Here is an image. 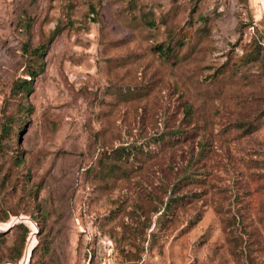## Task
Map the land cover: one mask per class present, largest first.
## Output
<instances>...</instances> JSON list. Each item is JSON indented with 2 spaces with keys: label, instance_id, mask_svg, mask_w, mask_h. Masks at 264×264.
Here are the masks:
<instances>
[{
  "label": "rangeland",
  "instance_id": "obj_1",
  "mask_svg": "<svg viewBox=\"0 0 264 264\" xmlns=\"http://www.w3.org/2000/svg\"><path fill=\"white\" fill-rule=\"evenodd\" d=\"M42 43L25 111L11 87ZM6 116L0 264H264V0H0V134ZM176 126L209 135L207 184L159 228L150 210L197 149L149 142ZM132 144L155 156L104 167Z\"/></svg>",
  "mask_w": 264,
  "mask_h": 264
},
{
  "label": "trees",
  "instance_id": "obj_2",
  "mask_svg": "<svg viewBox=\"0 0 264 264\" xmlns=\"http://www.w3.org/2000/svg\"><path fill=\"white\" fill-rule=\"evenodd\" d=\"M176 44L180 45L182 42H175V43H167L166 45L158 44L155 49H157L160 54H162L164 57L168 58L171 54H173ZM46 49V44L42 43L36 46L32 52L30 53L29 62L27 64V70L26 75L28 77H20L17 80H15L11 87L10 94L13 96H20L22 99L18 102V108H22L25 111H28L30 104H26L28 95L33 91L32 88V81L34 77H36L43 69L44 66V60L43 55ZM256 51L251 52V60H255L257 58ZM183 115L185 116V120L191 121L193 114L195 113V109L193 108V105L191 103H186L183 110ZM237 125L239 128H242V121L237 122ZM12 130V124L10 121V117L6 116L2 128H1V134H0V141L8 136H10ZM249 131V130H248ZM254 130L251 129V133ZM193 134V137L189 136V134ZM209 136L206 134V130H203V132L198 133L194 130H185L184 128H181L179 126L174 127L173 129H168L166 131H162L159 133L157 137H150L151 139L149 142L153 141L159 144V147L165 146L167 143H170L169 146L175 145L177 143H181L183 139H189V138H197L196 144L197 149L194 152H191L186 160V162L183 163L181 166V171L175 176V178L167 184V186L164 188V195L160 198L159 205L157 207H153L150 212H154L153 214H157L156 216V222L158 223V227L161 228L166 220H169L170 217L168 215L173 214V212L176 210V208L184 207L186 204L191 203L194 196L197 197L199 192H196L192 188H189L192 182H198L194 183L197 186L206 185V178L205 176L208 173V170L205 169L203 166L198 165V161L204 159L208 153L210 152V141ZM145 142L144 144H147ZM163 148V147H162ZM153 148L144 149L142 145H135L132 144L129 147L127 146H118L115 150H113L111 153H108L109 155L105 156L104 161V167L106 165L109 166V170L111 172H115L116 170H121L122 168H125L126 173V166L131 165L137 167L139 165L136 161L139 159V156H144V158L152 159L155 155V152L152 150ZM111 159V160H107ZM123 173V172H121ZM188 186V187H186ZM201 189L202 191H205V186ZM150 216V214H149ZM11 217V216H10ZM10 217L8 215H5L3 219L0 221L3 223H7L10 220ZM199 219V218H195ZM195 222V221H194ZM193 220L189 221V224L192 225ZM156 223V224H157ZM17 225L21 226L24 231V235L27 233L28 229L22 224L18 223ZM238 228V233L242 236H247L249 238L250 231L245 230V224L243 225L242 219L237 221L236 227ZM232 228V229H234ZM35 229V227H34ZM3 235V232H0V236ZM243 240V239H242ZM247 240V239H246ZM246 240H244L246 242ZM33 250L31 251V254ZM21 254V253H20ZM19 254V255H20Z\"/></svg>",
  "mask_w": 264,
  "mask_h": 264
},
{
  "label": "bare ground",
  "instance_id": "obj_3",
  "mask_svg": "<svg viewBox=\"0 0 264 264\" xmlns=\"http://www.w3.org/2000/svg\"><path fill=\"white\" fill-rule=\"evenodd\" d=\"M16 220V219H15ZM20 221V220H19ZM21 221H22V219H21ZM15 224V221H12L10 224H9V226H8V224L7 225H4V226H8V227H10L11 225H14ZM7 227V228H8ZM6 229V228H5ZM27 254H28V251H27ZM26 259H27V255H26V257H25V262H26ZM24 262L22 261V264H23Z\"/></svg>",
  "mask_w": 264,
  "mask_h": 264
},
{
  "label": "water",
  "instance_id": "obj_4",
  "mask_svg": "<svg viewBox=\"0 0 264 264\" xmlns=\"http://www.w3.org/2000/svg\"><path fill=\"white\" fill-rule=\"evenodd\" d=\"M15 219H18V220H20V219H23V217H20V218H17V217H16ZM11 226H12V225H11ZM11 226H10V227H11ZM10 227H8V228H6V229H4V230H7V229H9ZM31 234H32V233H31ZM31 251H32V250H31Z\"/></svg>",
  "mask_w": 264,
  "mask_h": 264
},
{
  "label": "built area",
  "instance_id": "obj_5",
  "mask_svg": "<svg viewBox=\"0 0 264 264\" xmlns=\"http://www.w3.org/2000/svg\"><path fill=\"white\" fill-rule=\"evenodd\" d=\"M15 219V218H14ZM16 220H18V219H16Z\"/></svg>",
  "mask_w": 264,
  "mask_h": 264
}]
</instances>
